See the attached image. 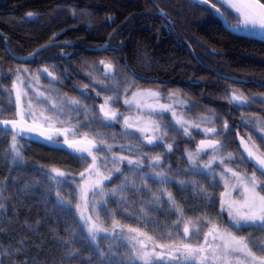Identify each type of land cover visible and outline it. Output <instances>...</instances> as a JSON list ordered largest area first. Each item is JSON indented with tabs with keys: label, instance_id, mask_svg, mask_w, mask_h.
<instances>
[{
	"label": "trees",
	"instance_id": "1",
	"mask_svg": "<svg viewBox=\"0 0 264 264\" xmlns=\"http://www.w3.org/2000/svg\"><path fill=\"white\" fill-rule=\"evenodd\" d=\"M211 1L231 23L239 19L218 0ZM12 15L21 20L19 26L9 20ZM0 29L5 33L0 34V74L6 76L0 84L7 87L13 69L6 66L14 60L6 53V44L15 53H30L66 29L62 37L78 44L77 57L64 60L49 49L43 59L59 64L56 85L79 101L80 112L73 120L97 141L114 142L116 150L122 145L124 154L141 161L134 166L123 162L102 186L100 218L108 233L93 240L76 207L80 173L91 166V157L53 148L41 136L20 134L16 156L11 147L16 132L0 128V264H142L134 241L122 238L138 236L130 228L152 237L146 241L151 249L153 241L195 244L194 233L206 230L208 221L247 238L252 251L264 255V229L237 228L221 210L226 174L219 167L197 168L186 158L185 148H197L201 133L187 138L171 130L168 139L175 142L171 149L161 142L148 146L133 137L121 119L109 123L99 110L105 96L121 101L138 85L163 86L164 93L178 90L190 102L187 112L194 121L216 129L209 137L224 153L234 155L229 160L232 166L254 169L237 135L264 155V40L231 31L209 5L193 0H0ZM111 33L112 42L120 47L115 65L122 75L117 80L101 74V58L110 55L88 49L107 41ZM133 72L148 79H138ZM233 93L247 103L231 101ZM53 169L65 175L58 176ZM187 221L192 223L184 235ZM199 242L203 243L202 236ZM156 252L169 254L160 247ZM155 264L176 261L165 258Z\"/></svg>",
	"mask_w": 264,
	"mask_h": 264
},
{
	"label": "rangeland",
	"instance_id": "2",
	"mask_svg": "<svg viewBox=\"0 0 264 264\" xmlns=\"http://www.w3.org/2000/svg\"><path fill=\"white\" fill-rule=\"evenodd\" d=\"M214 9L216 13H219L222 16H224V11L219 6H216ZM217 9L219 11H217ZM51 16H53V14H50L46 20L49 21ZM9 20L15 22L17 26H19L21 23L20 22L21 20L17 19L13 15L9 16ZM38 25L42 26L43 23H39ZM228 25L233 30H235V32L237 31V33L247 34V35L254 34V30L250 25L248 27H245L243 25L242 17H240L239 20H235L234 24H232L229 21ZM0 34L3 35L1 29H0ZM48 46L50 45L47 44L46 47ZM45 48H43L38 53H36L38 54L37 55L38 58H45V55L51 51ZM37 50L38 47L34 51H32L29 55L33 54ZM10 51L13 50L10 48ZM6 53H8V55L14 60L13 65L10 64L7 65L6 67L13 69L12 74L14 75L15 79L9 87L0 84L2 98L4 99L3 101L5 103L0 106V119L17 120L19 119L18 114L21 112V110H23L25 113V119H28L32 123L38 124L40 126L58 128L61 130V132H63L64 129H74V132L69 131L66 134L67 141L82 140V134H87L89 140H93L99 145V148L97 149L99 150V152L101 151L100 149H103V151H101V153L98 154L93 152V154L97 157L96 164L95 166L91 164V166L88 168V169L91 168V171H85L84 175L82 176V187L85 186V181H88L89 187H91L97 179H101L102 183L100 187L95 189V191L88 192L85 201L81 200V194H80V198H79L80 200L79 203L76 205V207L79 212L81 220L86 224L87 227H88V222L86 221V217H91L92 220L99 225V227L106 229L100 218V211L103 202L101 191H102V186L109 179H102V177L109 176L111 178L117 172V169H119L118 166L121 165L123 162L128 163V160L131 159L133 161H137V163H141L140 158L131 157L127 154H124V148H122V145H120L121 148L119 150H116L114 146L115 145L114 142L112 143L103 142L102 144L101 141H97L88 132L83 130L79 126L80 123L78 122L76 123V121L73 120L74 119L73 115L78 114L80 112L81 106L80 104L71 103V101L75 99H72L71 97L62 94L61 93L62 87H59L55 84V80H56L55 76L57 75V73H53L52 70L57 69L58 66L54 64H48V65L46 64V65H40L41 68L38 69V67L36 66L37 64L31 63L33 59L32 60L29 59L26 61H19L15 59L13 55L9 54V51L6 50ZM13 53L15 52L13 51ZM37 57L36 60L38 59ZM110 58L111 60L109 62H112L115 66V70H117V66L115 65V62L117 63V59L120 58L119 54H113V56L110 55ZM97 65H98V61H96L95 63L92 62L91 67L96 68ZM104 67L105 66L103 64V68ZM44 69H47L48 71L45 72ZM104 73H106L109 76L114 75V71L110 73L108 71L107 72L101 71L102 75L107 76ZM118 75L119 76L112 78H114V80H117L120 77V75H122L121 72H119ZM17 77H19V80H17ZM144 78L146 79L147 77ZM144 78L139 77V79L141 80H145ZM44 79L46 81H44ZM61 84H63V81L61 82ZM163 89H164L163 86H159V87L153 85L149 86L146 84L138 85L137 87L131 89L129 95H127L121 101H119V98L117 96H111V95L105 96L100 104V107L101 105H104L105 100L107 99L108 100L107 107L111 111L117 113V117L115 120H111V121L106 120L107 122L112 123L117 119H121V121L123 122V118L127 117L129 118V123L134 125V127L128 128L133 137L138 138L139 142L143 143V138H145L148 135L153 136L154 138L157 139L158 142H161L163 144L166 150L169 149L168 145H171L172 148L173 144H175L174 140L168 139L169 131L171 130L180 131L187 138L195 137L196 133H201L204 136L202 137L204 139L211 138L209 136H211V133L214 132H205L204 130L211 129L214 127L211 125H207L206 123H200L194 121V119L187 112L190 102L184 98L182 93L179 92L178 90H171L168 91L167 93H164ZM18 90L20 92L19 101H17L16 98V93ZM149 90L153 92H158L159 96L148 97L146 93ZM137 92L145 94L143 97H139V96L137 97V101L140 104L139 107H137L136 104L124 103L125 100H131L133 97V93H137ZM40 93H43V97L40 96ZM45 97L47 98L46 100ZM29 101L32 102L31 111L35 114V121H33V118L28 115ZM244 102H245L244 104L247 103L245 98H244ZM53 104L56 105V107H53L52 106ZM148 105H151V107H148ZM160 105L168 106V110L161 111ZM152 109H156V110L153 111ZM173 113H175V115H173ZM178 120H181L182 122L177 123ZM185 121L187 123H183ZM197 125L199 127H197ZM185 128L188 129L187 133L184 132ZM138 129H144V131L141 132ZM32 136L33 135L31 134V132H24L21 135V137L23 138H30ZM60 137L62 138L60 141L62 142L65 141L64 134H60ZM199 139L197 140V144ZM50 141H52V143L59 142V140L56 139L55 137L54 138L52 137ZM130 143L133 142L130 141ZM108 146H110V148ZM132 146L135 149L138 148V145L136 144H133ZM208 150L209 148H204L203 150H201L198 146L197 148L196 147L190 148L188 146L187 148H185L184 154L188 159V161L197 168L208 170L215 167H219L223 171V174H226V177L224 178L225 188L222 199L223 204H225V202L230 199L240 198L239 197L240 189L235 188V190H233L235 178L232 176L231 172L227 171V169H232V171H235L239 173L241 176H245V177L251 176L253 173H255L258 181L261 182L257 188V191L260 192L261 195H264V182L256 169H248L246 168L247 166L245 165H243V167H240V169L235 168L229 162V160L234 158V155L232 153H229L231 154V158H229V154L224 153L223 150L220 149L219 145H217L215 149H211L209 151ZM84 154L88 155L87 153ZM190 155L192 156V159L189 158ZM121 156L126 157V159L120 160L119 157ZM221 161H223V163H221ZM137 163H133L130 165L134 166ZM206 164H210V167H205ZM97 169L101 173V177H97L95 175ZM224 210H226V212L228 213L226 206ZM229 219L230 221L233 222V220L230 217ZM106 233H108V231L100 232L97 234V237ZM217 243H219V241H217Z\"/></svg>",
	"mask_w": 264,
	"mask_h": 264
},
{
	"label": "snow or ice",
	"instance_id": "3",
	"mask_svg": "<svg viewBox=\"0 0 264 264\" xmlns=\"http://www.w3.org/2000/svg\"><path fill=\"white\" fill-rule=\"evenodd\" d=\"M205 3L208 0H204ZM225 3H229V6L232 9H235L237 13L243 18V25L248 27L249 25L252 28L259 27L261 30H264V3H261V0H224ZM215 8V5H212ZM217 11H219L217 9ZM33 13H28L29 17H32ZM104 64L107 71L110 73L114 70L113 65L111 63H105L104 61L100 62ZM47 72V69H44ZM19 80V77H17ZM144 93H133V97L131 100H125V104H136L137 107L140 106L139 102L137 101V97H143ZM146 95L148 97H158V92H153L149 90ZM40 96L43 97V93H40ZM17 101L20 100V92L19 90L16 93ZM39 99V97H38ZM47 98L45 97V100ZM231 101H238L241 104L244 103V98L236 95L233 93L231 95ZM73 104H79V101L73 100L71 101ZM56 107V105H52ZM108 100H105L104 105H101L100 110L103 112L105 120H115L117 117V113L111 111L108 107ZM151 107V105H148ZM29 112L28 115L33 118L35 121V114L31 111L32 102H28ZM155 111L156 109H152ZM160 110L165 111L168 110V106L160 105ZM19 119L12 120V121H3L0 120V125H5L12 129L16 130V134L12 136V149L15 152L16 156H19L20 153L16 146V135L22 134L24 132H37V128L31 125H27L25 121V113L23 110L18 114ZM42 115V113H41ZM175 115V113H173ZM50 119V118H48ZM181 120H178L177 123H181ZM123 123L127 128L134 127L133 124L129 123V118L124 117ZM183 123H187L186 121ZM197 127H199L197 125ZM224 127H227L225 124ZM139 131L143 132L144 129H138ZM69 131L74 132V129H64L61 132L60 129H56L58 134L65 135V143L67 141V133ZM205 132H215V128L205 129ZM184 132L187 133L188 129L185 128ZM40 136H45V132L40 131ZM48 140H51L52 137L50 135L47 136ZM264 139V137H262ZM87 146H81L85 144ZM103 144V141H101ZM148 143L152 144L153 139H148ZM218 141H201L199 148L203 150L204 148H212L215 149L218 145ZM241 143H244L241 140ZM70 148L77 153H87L89 156L92 157V165L95 166L97 157L93 154L92 149L96 148L97 145L93 140H89L87 134H82V140L77 142L74 141L73 143L68 145ZM110 148V146H108ZM245 151L247 152V158L253 160L258 167V170L261 172V175L264 176V158L261 156L256 155L255 152L252 151L248 147L247 144H244ZM168 148L171 149V145H168ZM103 151V149H100ZM192 159V156L189 157ZM229 158H231V154H229ZM120 160L126 159V157H119ZM159 161L160 157L155 158ZM129 164L137 163V161H133L131 159L128 160ZM223 163V161H221ZM205 167H210V164H206ZM54 172L58 176H64L65 173L60 171L59 169H53ZM86 171H91L87 169ZM119 171V169H117ZM227 171L232 173V176L235 178V183L233 185V190L235 188H239V199H230L225 202V204L221 205V210L225 209V206L228 211L229 217L233 220L234 225L237 228H241L244 225H252L256 226L259 225L262 229H264V195H261L260 192L257 191L259 184L261 183L258 181L255 173L251 176H241L239 173L232 171V169H227ZM81 176L84 173H80ZM95 175L97 177H101V173L97 169ZM102 179H110L109 176H104ZM102 183L101 179H97L94 184L89 187L88 181H85V186L81 188V200L85 201L87 194L89 191H95L96 188L100 187ZM113 192L115 190H112ZM169 200L172 199L171 193H168ZM174 203V202H173ZM79 207V205H78ZM177 211H181L177 208ZM203 219V218H202ZM86 221L88 222V232L91 235L92 239L95 240L97 238V234L100 232H107L108 229H104L99 227V225L92 220L91 217H86ZM180 223V221H177ZM192 223L191 221H187L184 223L183 227V234H189V227L188 224ZM118 222H114L113 227L117 226ZM206 230L202 231L197 229L194 233V236L197 238V242L195 244L191 242H184L183 240L179 241L178 243H171L165 245H157L153 241L151 249H149L148 244L146 241H152V237L147 236L146 233L140 232L138 229H129V232L138 233V236L145 237V239H139L138 236H128L122 237L125 239H129L130 241H134L132 247L135 249L136 258L142 262V264H155L157 260L162 259H169L176 261V264H264V255L257 256L255 252L249 247L250 241L243 237V236H236L232 232L228 231L227 229H223L219 227L217 224L213 223L212 221H208V225L205 226ZM202 236L203 243L199 242V238ZM219 241V243H217ZM139 245V247H137ZM165 248L168 250V256L164 257L162 253L156 252V248Z\"/></svg>",
	"mask_w": 264,
	"mask_h": 264
},
{
	"label": "flooded vegetation",
	"instance_id": "4",
	"mask_svg": "<svg viewBox=\"0 0 264 264\" xmlns=\"http://www.w3.org/2000/svg\"><path fill=\"white\" fill-rule=\"evenodd\" d=\"M65 31H66V29H62L58 33H55L53 35L52 39L50 40L51 42L49 41L50 43H47L50 46L46 47L48 50L49 49H54L55 51H57L58 52V55H60L61 58L64 59V60H66V59H72L73 57H77L78 52H76V50L79 48V46H78V44H76V42L71 41V40H68V39L62 37L63 36V33ZM2 33L5 35V33L3 31H2ZM112 36H113V33H111L108 36L107 41H105L104 43H100V44L91 46L88 49L90 51H92V52H97V53H100V54L101 53H103V54H109V55L113 56V54H116V52L120 50V47L118 45H115L112 42ZM47 44H42V45H40V47L41 46H44V45H47ZM101 47H103V50H95V48H101ZM37 55L38 54H36V56L33 58V60L32 59H30V60H32L31 61L32 64H37L36 66L38 67V69L41 68L40 65H46V64L48 65V64H53L54 63V62H52V63H45L44 62V59L43 58H38ZM36 57L38 58L37 60H36ZM53 60H55V59H53ZM110 60H111L110 56H104V57L101 58V61H104L105 63L108 62V63H111L113 65L114 75L109 76L106 73H104V74H106L108 77H117V76H119L118 75V73H119L118 71L119 70L118 69L115 70V66H114V64L112 62H109ZM57 65H58V68L52 70L53 73H57V75L55 76V78H56L55 83L57 81H59V79L61 77L60 76L61 75L60 73L62 71V68L59 66V64H57ZM101 66H102V71L103 72L104 71L107 72V69L105 67L103 68V64H101ZM133 76L136 77V78H138V79H139V77H144L143 75H138L135 72H133ZM5 77H6L5 75H1L0 74V81H3L4 79H6ZM14 79H15V77L12 74L10 81L13 83ZM44 81H46V80L44 79Z\"/></svg>",
	"mask_w": 264,
	"mask_h": 264
},
{
	"label": "water",
	"instance_id": "5",
	"mask_svg": "<svg viewBox=\"0 0 264 264\" xmlns=\"http://www.w3.org/2000/svg\"><path fill=\"white\" fill-rule=\"evenodd\" d=\"M195 1H198V2H201V3H205L204 2V0H195ZM221 2H223L225 5H227L229 8H231L230 6H229V4L228 3H225L224 2V0H220ZM261 3H264L262 0H261ZM206 4H210L211 5V3H210V1L208 0V2L206 3ZM232 9V8H231ZM232 10H234L235 11V9H232ZM261 30V29H260ZM261 32L263 33V35L262 36H259V35H250V36H253V37H257V38H261V39H264V30H261ZM46 47V45L45 46H43V47H41V48H39L37 51H35L33 54H31V55H29L28 57H24V58H20V57H17V56H15V55H13L15 58H17L18 60H22V61H25V60H27V59H30V58H33L34 56H35V54L38 52V51H40V50H42L43 48H45ZM100 49V48H99ZM0 120H3V119H0ZM3 121H12V120H3ZM26 121V123H27V125H31V126H34V127H36L37 128V132H34V133H38L39 134V132L40 131H43V132H45V134L46 135H52V134H56L57 132H56V129H54V128H48V127H44V126H40V125H37V124H35V123H32V122H30V121H28V120H25ZM0 126H2V127H4V128H8V129H12L11 127H10V125H8V126H5V125H0ZM12 130H15V129H12ZM16 131V130H15ZM148 139H153V143L152 144H156L157 143V140H156V138H154L153 136H146L144 139H143V142L144 143H146V144H149L148 143ZM241 140H243L244 141V143H241ZM74 141H77V142H79V141H81V140H73V141H68V143H65V142H61V143H57V144H51L54 148H69V149H73V148H70L68 145L69 144H71V143H73ZM201 141H214V140H210V139H201L200 140V142ZM238 141H239V144H240V146H241V148H242V150H243V152H244V154H245V156L247 157V152L245 151V147H244V144H247L248 145V147L250 148V149H252V151L253 152H255L254 151V149L251 147V145L249 144V142L247 141V139H245L243 136H241V134L238 132ZM200 142H199V145H200ZM96 144V143H95ZM97 145V144H96ZM81 146H87L86 145V142H85V144H83V145H81ZM97 147H98V145H97ZM97 147L96 148H93V149H97ZM256 153V152H255ZM256 155H258L257 153H256ZM259 156V155H258ZM257 169H258V167L256 166V164H255V162L253 161V160H251L250 158H247Z\"/></svg>",
	"mask_w": 264,
	"mask_h": 264
},
{
	"label": "bare ground",
	"instance_id": "6",
	"mask_svg": "<svg viewBox=\"0 0 264 264\" xmlns=\"http://www.w3.org/2000/svg\"><path fill=\"white\" fill-rule=\"evenodd\" d=\"M228 4H229V3H228ZM224 24H225V26H226L227 28L229 27V25H228L227 23L224 22ZM253 30H254V34L259 35V36H262V35H263V33L261 32V30H260L259 27L253 28ZM5 48H6L7 51H9V54H11V55H15V56L20 57V58L28 57L29 54H30V53H25V54L13 53V51H10V48H9V46H7V45H6ZM14 58H15V57H14ZM15 59H17V58H15ZM17 60H18V59H17ZM19 61H22V60H19ZM25 61H26V60H25ZM3 100H4V99L2 98V94H1V91H0V106H1L2 104H5ZM0 128H2V126H0Z\"/></svg>",
	"mask_w": 264,
	"mask_h": 264
}]
</instances>
